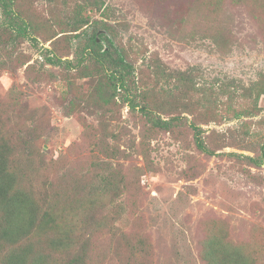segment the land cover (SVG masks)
<instances>
[{
    "label": "rangeland",
    "instance_id": "obj_1",
    "mask_svg": "<svg viewBox=\"0 0 264 264\" xmlns=\"http://www.w3.org/2000/svg\"><path fill=\"white\" fill-rule=\"evenodd\" d=\"M104 1L118 38L125 44L131 39L135 50L147 51V60L153 57L171 71L191 68L206 82L230 78L240 87L264 74V0ZM86 2L32 4L34 14L47 21ZM89 13L101 18L99 11ZM40 41L36 45L25 38L14 47L1 46L0 112L3 128L25 143L17 148L31 151L29 161L23 159L22 181L44 209L77 222L67 247L54 249L35 239V247L49 254L48 264L77 258L83 264H203L202 240L207 228L220 221L234 241L250 239L253 229H260L263 238L264 165L255 167L245 156H257L264 140V95L254 112L238 117L233 108L251 107V97L237 98L228 110V96H221L210 108H218V117L209 123L200 115L182 114L184 122L196 118L202 127V139L216 151L207 154L197 148L194 131L185 123L169 131L152 128L140 111L125 105L106 114L94 100L71 110L75 95L64 69L46 63L43 47H50V41ZM142 62L139 58L137 64ZM148 80L157 87L163 116L172 115V94L161 89L167 88L165 77ZM89 82L77 81L80 90ZM104 134L110 148L120 147L117 159L102 152ZM144 146L155 170L84 223L78 215L84 217L83 212L67 201L79 197L80 184L91 185L92 176L96 183L95 174L102 170L95 161L110 160L114 168L129 172L135 165L145 166ZM37 165L42 172H33ZM105 215L108 220L98 225Z\"/></svg>",
    "mask_w": 264,
    "mask_h": 264
},
{
    "label": "trees",
    "instance_id": "obj_2",
    "mask_svg": "<svg viewBox=\"0 0 264 264\" xmlns=\"http://www.w3.org/2000/svg\"><path fill=\"white\" fill-rule=\"evenodd\" d=\"M24 1L0 0V48L14 47L25 38L31 39L36 45L41 43L40 40L44 43L50 41V47H43L44 60L47 64L63 67L62 75L68 80L75 95L70 101L71 110L79 107L78 103L94 100L98 109L105 110L106 114L125 105L132 112L140 111L152 128L169 131L185 123L194 131L197 148L204 153L214 154L216 151L201 137L202 127L198 125L197 119L189 121L184 117V122L182 114L188 113L194 117L200 115L204 122L209 123L218 117V108H210L218 103L221 96H228V110L233 107L232 103L237 98L251 97V107L240 111L233 108V114L238 117L254 112L258 99L264 95V74H260L251 86L240 87L233 84L235 79L228 78V82L221 83L206 82L194 69L172 68L171 71L153 57L147 60L146 50H135L131 39L125 44L118 38L104 0H87L86 4L79 3L68 8L67 16L48 18L47 21L34 14L36 11L33 0ZM91 11H99L101 18L92 19L93 15L89 13ZM42 31L44 35H41ZM71 53L74 54V59H70ZM139 58L143 60L142 65L137 64ZM152 77H165L167 88L164 85L161 89L172 94V115L169 113L165 117L161 113L157 87L148 80ZM81 78L90 80L85 90H80L81 87L78 86L77 81ZM3 126L1 111L0 264H48L49 254L45 256L35 247V239L44 240L54 249L67 247L73 241L77 222L74 218L63 220V214L59 215L58 212L55 217L49 212L50 208L44 209L35 198L32 189L22 181L23 159L29 161L31 151L28 152L26 148L18 149L17 146L25 143L14 139ZM106 139L107 135L104 134L102 152L109 158L117 159L121 153L120 147L110 148ZM258 150L257 156H245L255 167L264 165V140ZM141 152L146 159L145 166L135 165L129 172H125L119 165L114 168L110 160L95 161L94 166L102 170L95 174L96 183L92 176L91 185L80 184L79 197L73 201L69 198L68 207L74 209L75 205L78 211H82L84 217L81 213L77 214L85 223L86 218L95 215L96 211L102 210L108 203L119 201L126 191L138 184L145 172L155 170L145 146ZM122 153L126 157L130 156ZM37 169L41 171L37 165L33 172H37ZM118 208L119 206L116 207ZM108 217L105 215L97 224L108 220ZM49 231L56 235L50 236ZM259 233L260 229H253L250 239L234 241L223 221L211 224L201 243L202 263L264 264V236L262 238ZM68 263L83 264L78 258Z\"/></svg>",
    "mask_w": 264,
    "mask_h": 264
}]
</instances>
